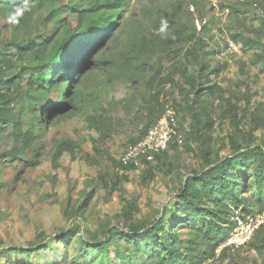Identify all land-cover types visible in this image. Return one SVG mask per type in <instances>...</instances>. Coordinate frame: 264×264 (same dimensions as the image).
<instances>
[{
  "label": "rangeland",
  "instance_id": "374dc122",
  "mask_svg": "<svg viewBox=\"0 0 264 264\" xmlns=\"http://www.w3.org/2000/svg\"><path fill=\"white\" fill-rule=\"evenodd\" d=\"M79 1L34 0L21 14L0 5V84L4 94L10 88L8 102L0 101V264H152L143 242L138 250L122 236L172 211L196 174L247 150L264 151V0H131L90 69L72 81L75 107L45 116L64 88H29L37 62L16 45L57 34L44 21L52 6L74 23L68 5ZM167 25L181 43L165 44ZM144 61L149 67L139 75ZM200 64L205 79H196ZM194 88L210 91L193 104ZM166 107L183 144L149 163L121 164L125 147ZM195 115L210 128L194 132ZM59 144L65 149L55 157ZM254 177L242 203L228 206L227 221L261 217L262 233L239 247L216 237L194 253L203 258L195 264H264V184L259 189ZM191 226L173 232L183 254L199 221ZM30 245L47 249L12 256Z\"/></svg>",
  "mask_w": 264,
  "mask_h": 264
},
{
  "label": "trees",
  "instance_id": "16d2710c",
  "mask_svg": "<svg viewBox=\"0 0 264 264\" xmlns=\"http://www.w3.org/2000/svg\"><path fill=\"white\" fill-rule=\"evenodd\" d=\"M33 1L0 0V5L8 9H14L21 14V11L25 10V6ZM130 1L80 0L79 2H71L68 5V13L73 18L74 23L62 17L60 7L52 6L51 10L45 15L44 21L51 24L57 34L42 40L41 43L29 40L16 45L22 54L30 55L37 62V65L29 70L30 78L27 84L29 88L46 92L56 88L59 89V87L64 88L58 98L51 105L44 108L43 115L53 116L63 111L72 110L75 107L71 101L74 93L71 91L72 81H75L76 78L90 69L95 55L112 36L116 25V22L114 24V17L126 13ZM15 26L21 28V22H16ZM166 27L165 44L168 46L174 45V40L181 43L182 37L176 38L179 33L173 32L169 25ZM148 46L151 45L145 42L143 48L147 49ZM148 67L149 63L144 61L136 73L142 75ZM202 70L203 66L200 64L196 79L207 78L200 75ZM3 89L2 84H0V101L7 103L9 97L6 94L10 93V88L7 86L5 94ZM194 89L195 99L193 104H197L198 99L210 91V88ZM2 117L4 118L6 115L2 113ZM195 118L198 119L193 126L194 132L199 129L210 128L209 120L200 123L199 115H195ZM21 137L23 142L28 145L29 140H27L26 135L22 134ZM63 145L59 144L57 146L54 152L55 157L64 152L65 147ZM172 146L174 145L170 147ZM156 157H159V155ZM251 175H254L256 179L254 185L258 184L257 187L260 189L264 184V151L260 148L247 150L243 154L235 156L234 159L225 158L205 172L188 179L182 186L178 202L173 206L172 211L164 212L160 219L154 221L148 227L133 228L131 232L123 235L122 238L128 243H132L138 250L140 243L143 242V250L147 249L151 257H155L156 262L153 261L152 264H185V261L195 264L197 261L200 262L203 258H196L194 253L199 252L202 245L211 243L216 237H222V241H225V238L227 240L229 237L234 227V221H227L228 206H237L242 203L243 198L239 195L242 191H245L247 185H251V182H249ZM245 216H242L243 219ZM192 221H199L197 229L192 231L195 241L188 242L183 254L177 246L179 241L173 237V232L183 227L192 228ZM225 221L228 223L226 233L223 232L222 226ZM262 228L263 226H260L252 237L257 239L262 233ZM67 243H69V239L66 240ZM98 245L99 247L103 246L102 243ZM216 245L212 244L210 253ZM209 246L211 244L205 248ZM32 247L33 245H30L26 250H15L12 252V256L18 257L20 254L31 257L38 251L47 249L46 246L37 249H31ZM206 251L209 250H205L202 255ZM154 252H156L155 255ZM121 257L123 260L132 261L135 256L121 252ZM141 264H147V262L144 261Z\"/></svg>",
  "mask_w": 264,
  "mask_h": 264
},
{
  "label": "built area",
  "instance_id": "2783aa9c",
  "mask_svg": "<svg viewBox=\"0 0 264 264\" xmlns=\"http://www.w3.org/2000/svg\"><path fill=\"white\" fill-rule=\"evenodd\" d=\"M183 136L179 132L175 112L166 107L160 119L144 135L128 144L119 160L123 165H137L140 162H152L157 155L169 149L171 145L181 146ZM263 224L261 217L235 216L234 227L229 234L228 243L235 246L245 245Z\"/></svg>",
  "mask_w": 264,
  "mask_h": 264
}]
</instances>
